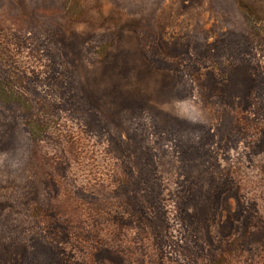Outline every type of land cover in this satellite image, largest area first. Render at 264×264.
<instances>
[{"label": "rangeland", "instance_id": "obj_1", "mask_svg": "<svg viewBox=\"0 0 264 264\" xmlns=\"http://www.w3.org/2000/svg\"><path fill=\"white\" fill-rule=\"evenodd\" d=\"M0 0V264H264V0Z\"/></svg>", "mask_w": 264, "mask_h": 264}, {"label": "trees", "instance_id": "obj_2", "mask_svg": "<svg viewBox=\"0 0 264 264\" xmlns=\"http://www.w3.org/2000/svg\"><path fill=\"white\" fill-rule=\"evenodd\" d=\"M64 7L65 11L75 19L84 15V8L80 0H64Z\"/></svg>", "mask_w": 264, "mask_h": 264}]
</instances>
